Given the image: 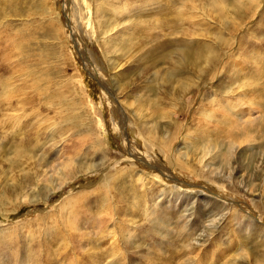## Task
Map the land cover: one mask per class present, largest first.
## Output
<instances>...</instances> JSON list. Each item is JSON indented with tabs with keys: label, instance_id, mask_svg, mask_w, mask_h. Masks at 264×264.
I'll return each instance as SVG.
<instances>
[{
	"label": "rangeland",
	"instance_id": "rangeland-1",
	"mask_svg": "<svg viewBox=\"0 0 264 264\" xmlns=\"http://www.w3.org/2000/svg\"><path fill=\"white\" fill-rule=\"evenodd\" d=\"M258 4L0 0V264H264V178L256 172L264 154V0L253 17ZM243 129L254 140L230 156ZM150 135L157 144L168 139L169 160L149 146ZM175 158L241 187L185 177ZM125 169L166 188L165 196L116 175L60 210ZM205 199L254 228L228 212L213 232L218 209Z\"/></svg>",
	"mask_w": 264,
	"mask_h": 264
},
{
	"label": "bare ground",
	"instance_id": "bare-ground-1",
	"mask_svg": "<svg viewBox=\"0 0 264 264\" xmlns=\"http://www.w3.org/2000/svg\"><path fill=\"white\" fill-rule=\"evenodd\" d=\"M195 2H197V0H194V3ZM260 4H261V0H259V4H258V6H255L253 9H252V15H253V17H254V15H255V12H256V10L258 9V7L260 6ZM54 9V7L52 8V10ZM53 14V13H52ZM54 15V14H53ZM54 17L55 18H57V19H59L58 18V15L55 13V15H54ZM244 20V18L242 19V21ZM241 21V22H242ZM87 22V21H86ZM243 23V22H242ZM241 23V27H242V24ZM195 26V25H194ZM61 30V29H60ZM193 30V29H192ZM100 33V32H99ZM190 33V32H189ZM193 33V32H192ZM195 34V33H194ZM193 34V35H194ZM91 37V36H90ZM191 37V36H190ZM105 41H106V39H104ZM109 40V39H108ZM189 41V40H188ZM193 41V40H192ZM191 42V41H190ZM228 43V41L226 42V39L225 38H223L222 39V44L225 46L226 44ZM104 44V43H103ZM233 46H234V42H233V44L230 46V48H228L227 50H223V54L221 55V60L220 61H218V64H220V62L222 61V59L223 58H225L226 57V52L227 51H229V50H231L232 48H233ZM71 55V54H70ZM105 56V55H104ZM234 56V53H232V54H230L229 55V57H228V60H227V63H226V65H229L230 64V62H231V58ZM69 58H71V57H69ZM68 58V59H69ZM212 58L214 59L215 58V56L214 55H211L208 59H207V62H206V65H209V67H211V62H212ZM70 60V59H69ZM183 60V59H182ZM186 60V59H185ZM191 60V59H190ZM71 61V60H70ZM111 65H112V67L113 68H115V64H114V62L112 61L111 62ZM192 67L194 68V69H198V70H200V63L199 62H197L196 64H194V65H192ZM218 70V69H217ZM216 70V71H217ZM220 70V69H219ZM76 71V70H75ZM209 71V70H208ZM215 71V69H213L212 68V70H211V72H209L208 73V76L210 77V75L213 73ZM217 73V72H216ZM207 74V73H206ZM82 76V74H81V72L80 73H78L77 72V74L75 73V75H74V78L75 79H78V80H81V76ZM213 75H214V73H213ZM216 76V75H215ZM82 81V80H81ZM185 87H187L186 85H185ZM7 94V93H6ZM9 94V93H8ZM11 95V94H10ZM8 96V95H7ZM236 97V96H235ZM9 98V97H8ZM231 99V98H230ZM233 102V101H232ZM240 103V102H239ZM7 104V103H6ZM230 105V104H229ZM7 106V105H6ZM231 107V106H230ZM227 109V108H226ZM95 111V110H94ZM241 112V111H240ZM137 114V113H136ZM198 115V114H197ZM242 115V114H241ZM136 116H138V115H136ZM8 122V121H7ZM253 122H248V123H246V126H249V125H251ZM182 125H183V123H182ZM191 128V127H190ZM264 128H262L261 129V131H260V137H262V140H264V132L262 131ZM189 130V129H188ZM134 131V130H133ZM243 132H241V133H238L237 135H236V137L234 138V140H231V139H229V140H231L232 141V144H230V147L228 148V151L231 153V155L230 156H233V155H235L236 153H235V151H237V149H240V147L243 145V144H246L247 142H249L250 140H254L253 138H252V136H251V131L250 130H247L246 131V129H243L242 130ZM137 133V132H136ZM141 134V133H140ZM178 134H179V131L177 132V134H176V136L173 138V139H178L177 138V136H178ZM190 134V133H189ZM188 134V135H189ZM137 135H138V133H137ZM142 136V135H141ZM151 136V135H150ZM169 136H172V135H170V133H169ZM152 138H149V139H147V143L149 144V146L150 147H152V149L154 150V148H158L161 152H162V154H164L163 156L166 158V159H170V153H171V149H169L170 147H168L169 145V143H167V140L168 139H166V138H164V139H162V140H160L159 139V144H157L155 141H157L156 140V138H155V135H153V136H151ZM186 137V136H185ZM142 139V138H141ZM143 140V139H142ZM175 140V141H176ZM169 141H171V138H170V140ZM173 142V141H172ZM184 142V141H183ZM152 150V151H153ZM264 151V150H263ZM155 152V151H154ZM177 152H178V150L176 151V153L174 152V157H175V155L177 156ZM165 159V160H166ZM176 159V158H175ZM179 159V158H178ZM176 159V161H177V164H178V166L180 167V169L181 168H183V169H185V170H182L181 169V173L183 174V176H185V177H191V175H196V176H198V177H200L201 179H203V180H205V181H209V182H211V183H215L216 185H219L220 187H222V188H224V189H229V190H231V191H233V192H235V193H237L236 192V188H240L241 187V184L240 183H236L235 181H233V185L231 186V187H226L225 185H223V184H221L220 183V181H218L217 180V177H219V175H217V173L218 172H215L214 170H209V171H207V172H205L204 171V167L203 166H201V165H199L198 163H197V165H194V164H192V163H190V160L189 159H186L184 162L181 160V159ZM226 162H228V160H226ZM229 163V162H228ZM257 163H260V165H259V167H260V169L259 170H257L256 172L258 173V174H261V178H264V169H262L263 167H264V154H263V157H261V159L257 162ZM106 166V165H105ZM197 166V167H196ZM104 167V166H103ZM206 167V166H205ZM101 169V168H100ZM233 169V168H232ZM257 169V168H256ZM98 170V169H97ZM126 170V169H125ZM256 173V174H257ZM86 174V173H85ZM220 174V173H219ZM255 174V175H256ZM116 175H124V176H127V177H129L130 179H134V178H136L137 177V181H139L140 183L141 182H144V181H146V182H149V184H152L154 187L155 186H157V187H159L158 189L160 190V192H159V194L161 195V197H164L165 196V194H166V188H163V187H161L158 183H156L154 180H152L151 178H149V177H147V176H145V175H142V174H140L139 176L138 175H136L135 173H133L132 171H130V170H126V171H124V170H120V171H118L117 173H115V174H110L109 176H107V177H105L104 178V180H103V182L98 186V187H96L94 190H90V192H87V193H82V194H79V195H76V196H72V197H70V199H66L63 203H61V205H60V210L61 209H63V208H65L66 207V205H73V204H78V202H81V200L82 199H84L86 196H89V195H91V194H96V193H98L100 190H102V189H104L106 186V184H107V182L110 180V179H112V177H114V176H116ZM213 176H215L216 178H214ZM212 177L214 178V179H212ZM220 177L221 178H224V175H222V173H221V175H220ZM233 177L232 176H230V179H232ZM135 180V179H134ZM66 181V180H65ZM245 182V181H244ZM253 183V182H252ZM60 184H63L62 182L60 183ZM244 184V183H243ZM64 185H65V183H64ZM237 185V186H236ZM143 186H144V183H143ZM250 186V185H249ZM61 187V186H60ZM59 187V188H60ZM236 187V188H235ZM246 187V186H245ZM246 188H248V187H246ZM251 188V187H250ZM254 189H256V188H254ZM253 189V190H254ZM174 192H177V191H175L174 190V188H170V193L172 194V193H174ZM252 192V191H251ZM254 193V192H253ZM159 195V196H160ZM171 196V195H170ZM169 196V197H170ZM207 200V201H206ZM195 201H200L199 199H196ZM205 201V205H209V206H214V207H216L217 209H218V211H214L215 213H213V215H214V220L211 222V224H210V227L211 228H214L213 229V232H214V230L216 229V226L218 225V226H220V222H222V221H224L225 219H226V217H227V214H228V212H230V213H232V214H230L229 215V218H235L236 219V217L235 216H239V217H242L244 220L243 221H245L246 222V224H247V226L250 228H254V225L252 224V221L249 219V218H247V217H243L241 214H239V212L237 211V210H235V209H232L230 206H228V205H226V204H221V203H217V201L215 202V201H213L212 200V202H210L211 200H208V199H205L204 200ZM200 203H198V205H199ZM257 206V205H256ZM259 211H260V209L259 208H257ZM261 213H263L262 211H260ZM264 214V213H263ZM227 220V219H226ZM222 224V223H221ZM264 230V229H263Z\"/></svg>",
	"mask_w": 264,
	"mask_h": 264
},
{
	"label": "water",
	"instance_id": "water-1",
	"mask_svg": "<svg viewBox=\"0 0 264 264\" xmlns=\"http://www.w3.org/2000/svg\"><path fill=\"white\" fill-rule=\"evenodd\" d=\"M68 20H69V24H71V23H70V19H69V18H68ZM75 43H77V42H75ZM75 45H76V44H75ZM79 46H80V45H79ZM79 48H80V47H79ZM197 186H198V185H197ZM199 186H200V185H199Z\"/></svg>",
	"mask_w": 264,
	"mask_h": 264
}]
</instances>
